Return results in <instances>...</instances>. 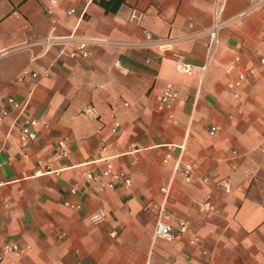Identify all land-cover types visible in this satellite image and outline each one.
Here are the masks:
<instances>
[{"label":"crops","instance_id":"1","mask_svg":"<svg viewBox=\"0 0 264 264\" xmlns=\"http://www.w3.org/2000/svg\"><path fill=\"white\" fill-rule=\"evenodd\" d=\"M2 108L0 264H264V0H0ZM163 207L187 234L156 237Z\"/></svg>","mask_w":264,"mask_h":264},{"label":"built area","instance_id":"2","mask_svg":"<svg viewBox=\"0 0 264 264\" xmlns=\"http://www.w3.org/2000/svg\"><path fill=\"white\" fill-rule=\"evenodd\" d=\"M71 13H74V11H71ZM145 17V13L141 11L140 9H133L131 13V22L136 24V25H142L143 20ZM219 29L220 26L217 25L216 28L214 29L211 38H212V44L211 46L214 47L215 45L218 44L219 42ZM48 47L50 46H57L59 47V56L60 57H69L73 60H87L90 58L91 53L89 51V42L87 41H82L79 42L78 46L76 48H72V42L69 39V37H58V38H53L47 42ZM181 70L184 73L187 74H192L193 73V67L189 64L181 63ZM241 79L246 78V74H242ZM177 92L175 91V88L172 84H169L166 87L164 97H163V103L167 106H169L172 101L176 98ZM8 108H11L13 110L20 111L23 113L25 111V105L19 101H17L15 98H10L8 100ZM8 108H2L0 109V130L2 127L5 125L9 115L10 111ZM39 125V121L34 118H27L24 122L23 129L21 131V145L22 147L27 150L31 143L35 141L38 138L37 135V127ZM217 131V128L213 129V134ZM66 140H61L60 141V146H61V155H66ZM191 172L192 168L189 167L188 169L185 170L186 176L188 180L191 179ZM105 178H109V182L106 183H101L102 178L97 175V174H91L89 175V178L97 183L100 184V188H113L115 186L116 181H120L121 179L124 180V183L126 186H131L132 185V179L127 178L125 173H118L115 174L112 172V170H107L105 171L104 175ZM227 188L230 189V185H227ZM163 193L166 196V199L168 200L170 197V191H171V186L168 185L162 189ZM207 208L210 209L211 205L208 203ZM166 216V211L165 207L162 208L161 213H160V220L158 222L157 230H156V237L165 239L167 241H174L178 236H182L188 233L189 227L187 223H182V225L177 229L175 226L171 224H167L162 221V218ZM1 230V227H0ZM0 259L2 258L3 255H7L9 253H19L22 252L23 249L17 245V244H7L2 241L1 234H0ZM176 264V263H173Z\"/></svg>","mask_w":264,"mask_h":264}]
</instances>
